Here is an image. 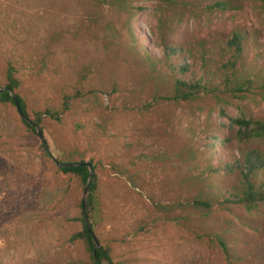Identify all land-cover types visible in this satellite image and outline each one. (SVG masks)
<instances>
[{
    "label": "rangeland",
    "instance_id": "rangeland-1",
    "mask_svg": "<svg viewBox=\"0 0 264 264\" xmlns=\"http://www.w3.org/2000/svg\"><path fill=\"white\" fill-rule=\"evenodd\" d=\"M162 1L170 19L182 15L176 30L193 37L194 18L174 0H0V85L12 62L32 116L59 106L64 93H86L61 121L44 120V136L60 161L95 164L91 219L114 264H264L263 209L190 203L218 198L237 176L210 174L222 164L217 156L229 157L209 147L208 134L226 133L216 127L212 99L153 102L172 93L145 53H159L151 9ZM232 14L197 29L259 27L264 45V21L247 4ZM259 49L250 74L264 65ZM251 111L264 118V102ZM208 119L214 131H205ZM84 188L59 171L17 108L0 102V264H89L83 241H70L82 229ZM208 234L227 243L229 258L217 241L201 238Z\"/></svg>",
    "mask_w": 264,
    "mask_h": 264
},
{
    "label": "trees",
    "instance_id": "trees-1",
    "mask_svg": "<svg viewBox=\"0 0 264 264\" xmlns=\"http://www.w3.org/2000/svg\"><path fill=\"white\" fill-rule=\"evenodd\" d=\"M173 3L182 9L183 16L188 14L194 18L195 27L192 29L195 34L192 37L189 28L184 29L182 33L176 30V25L182 23V15L176 20V16L170 19V16L166 15L167 7L164 1L151 9V13L156 16L157 35L154 36L152 31L151 33L159 53L152 54L146 50V57L155 71L159 67L158 73L166 78L172 87L170 95L155 98L153 102L163 100L181 103L196 102L203 98L212 99L218 118L216 127L226 133L225 135L208 134L209 147L212 154L217 153V147L227 149L224 151L229 157L217 156L222 164L213 168L210 174L237 176L228 188L220 190L218 198H203L199 195L190 203L208 211L219 204L240 206L248 213L264 210V118L256 117L251 111L252 102H264V65L260 66L254 74L247 72L250 67L258 65V59L263 57L262 50L259 49L264 46L260 42L262 31L259 27L247 28L238 24L225 26L222 30L213 29L204 35L197 29L203 22L211 23L226 14L233 12L236 14L244 8L245 4L249 6L257 19L264 21V0H174ZM251 49L255 51L257 57L255 61L248 58ZM18 72V68L9 62L5 75L6 84L0 87H9L18 94L23 112L34 124L20 116L21 120L27 130L39 138L35 125L45 133V119L61 121L63 115L71 109L72 104L86 96L83 92L64 93L59 106L34 110L32 116L25 98L19 93L22 81ZM0 102L15 106L9 91L0 92ZM153 102L148 103L146 107L152 106ZM232 106L236 108L235 114L229 112ZM214 129L215 127H212L208 119L205 131H214ZM42 148L53 160L43 143ZM89 162L92 164L94 175L86 213L95 232L91 213L94 208V194L98 188V174L93 161ZM59 171L72 174L84 185L89 178L87 166L59 168ZM80 221L82 229L73 234L70 241H83L91 259L89 264H114L108 245H101L95 253L94 237L86 226L83 216L80 217ZM205 237L211 241H217L225 256L229 258V247L222 238L209 234L201 235V238Z\"/></svg>",
    "mask_w": 264,
    "mask_h": 264
},
{
    "label": "water",
    "instance_id": "water-1",
    "mask_svg": "<svg viewBox=\"0 0 264 264\" xmlns=\"http://www.w3.org/2000/svg\"><path fill=\"white\" fill-rule=\"evenodd\" d=\"M5 91H9L11 93V96L14 100V104H15L20 116L23 119L27 120L28 122L34 124L33 121L27 115H25V113L23 112L22 106H21L20 101H19L18 94L16 92L12 91L9 87H0V92H5ZM35 127H36V129L40 135V138H41L43 145L48 150V152L51 154L53 160L55 161L56 165L59 168L63 169V168H72V167H80V166H87L89 168V178L85 184L84 196H83V200H82V214H83V219H84L86 226L88 227L90 233L94 237V240H95V250L94 251L96 253L97 250L100 248L101 243H100V240L98 239L97 235L95 234L94 229L92 227V224H91L89 217L86 213L87 202H88V198H89V194H90V186H91V182H92L93 175H94V170H93L92 164L89 161H73V162H62V161H60L57 154L53 151L52 147L46 141V138L44 136L42 129L36 125H35ZM102 264H106V263H102Z\"/></svg>",
    "mask_w": 264,
    "mask_h": 264
}]
</instances>
